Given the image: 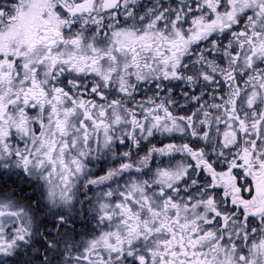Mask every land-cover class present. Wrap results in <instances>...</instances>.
<instances>
[{"label": "rangeland", "instance_id": "1", "mask_svg": "<svg viewBox=\"0 0 264 264\" xmlns=\"http://www.w3.org/2000/svg\"><path fill=\"white\" fill-rule=\"evenodd\" d=\"M131 1L144 15L124 13ZM178 1L158 36L145 0L58 19L50 51L29 45L54 21L40 17L48 0L1 4L0 264H264V0ZM150 41L164 52L142 58ZM131 45L144 46L136 61ZM134 89L151 103L125 113ZM76 110L95 112L91 128Z\"/></svg>", "mask_w": 264, "mask_h": 264}, {"label": "flooded vegetation", "instance_id": "2", "mask_svg": "<svg viewBox=\"0 0 264 264\" xmlns=\"http://www.w3.org/2000/svg\"><path fill=\"white\" fill-rule=\"evenodd\" d=\"M7 0H0V6L2 3H4ZM18 2H20V4H18V8L20 11H23L24 8V4L22 2V0H17ZM244 1V0H243ZM123 0H48V4L46 5V8H43V3L40 4V9H41V13H40V17H47L51 20H54L56 18L58 19H64L65 21H67L69 18H86V17H90L93 15H97L100 18H108V17H113L114 14L119 10V6L122 4ZM148 3V5L146 7H149V9H153L155 11L159 12V16L155 17V20L152 24H149L148 26L152 29L151 33H156V36H158V33H160L159 31V24L163 23L164 21H166L169 18L170 12L172 11V4L174 3L176 8L177 13H179V1L178 0H145V3ZM206 2L210 5V0H206ZM140 3V1H131L130 3L126 2L124 4L125 6V14H132L133 12L136 14H140L144 15L143 12H141V10L136 9V5H138ZM171 5V7H170ZM170 7V9H169ZM169 9V10H167ZM165 11V12H164ZM9 9H6L3 11V14H8ZM3 14L0 15L3 16ZM166 16H165V15ZM168 14V15H167ZM170 17H174L175 16H170ZM33 18H36L35 13L33 14ZM42 26L41 27H36L35 26V35H34V39H33V44H39V43H43L45 44L48 48H53L55 47L58 43L62 44V39L61 38H57L56 39V34H57V30H55L54 27L51 26V22L47 21L46 19H42ZM107 22V21H106ZM174 23V22H173ZM178 24V21L177 23ZM76 26V25H75ZM147 27V28H149ZM179 39V38H177ZM33 44L30 42L29 45L33 46ZM149 44L150 45L148 48H144V51H142V58L146 57L148 54H153L156 53L157 55H159V53H163L164 49L163 48H158V42L155 43L154 41H150ZM165 45H168L170 49H175V48H179V43H175V44H171V43H166ZM144 46L143 45H131V46H127L125 48V50L129 51L130 56H132L133 60L136 61L137 59V54L138 51L141 50ZM75 52H77V43H75V47H74ZM153 50H155L156 52H154ZM159 50V51H158ZM121 51H118V53H120ZM171 54V56H174L172 51H169ZM172 60H174V58H172ZM232 76H229V78H231ZM227 84H229V82H227ZM235 86H237V94L235 95V97H233V101L235 104V100L238 97L239 94V84L235 83ZM92 93L94 94V96L100 101L102 100V98L105 96V101L107 102V96L105 95L104 92H101L100 90L97 91H92ZM132 96H131V100H130V105L128 107V105H126V112H127V108L129 109V111L131 113L136 112L138 107L141 106H147L151 103V101H148L147 99V95L142 98V95L137 91V90H132ZM98 94V95H96ZM165 94L167 95V99L164 102L168 103L169 101V90H165ZM179 95L178 92L175 93V97L177 98ZM159 96V95H157ZM156 96V98H157ZM161 98V96H159ZM178 100L175 102L176 107L175 109H179V105H178ZM70 107L69 109L71 110H75V106H73L72 104H69ZM183 108H185L184 106H182ZM136 110V111H135ZM180 112L183 111V109H179ZM76 113H78V115L80 116V121H79V125L82 126V128L84 129H88L92 127V123L95 122V120L97 119V116L95 114V112L93 111L91 114L88 115L89 119H83V115L80 112V110H76ZM34 116V114H33ZM237 114L234 116L237 120L238 123H241V127H243V124L245 125V127H249V116L248 114H244V115H240L239 118L236 117ZM68 117V115H67ZM134 118H130V121L133 123ZM260 118H258V122H260ZM38 119L36 118H32L30 120V127H32V132L34 134H38L40 133V128L42 127V123L41 122H37ZM99 122V121H98ZM65 124V123H64ZM53 127H57L61 130L64 129L63 123L62 122H53L51 124ZM65 135H66V124H65ZM13 146V150H17V145L16 143L12 144ZM32 145L26 143L25 144V148L24 150L29 151V153H27L26 156L23 157V160L29 159L30 160H34L36 158V156L33 154V149H32ZM6 149V148H5ZM4 149V150H5ZM17 154H19V152H17ZM251 160V158H245L243 160L244 166H245V170L244 172L246 174L248 173H252V177H254V169L251 167L252 164L249 163V161ZM27 176V174L25 175ZM6 177V176H3ZM29 179V177H27ZM33 184H27V188H30L32 186V191L33 192H37V186L34 184L35 179H32ZM252 182H247V180H244V187H251ZM255 185H258V188H256L255 190V195H256V199L258 200V204H261L262 199H264V171H263V175L261 177L258 178V181L256 182ZM242 188V192L248 193L245 191V188ZM26 188V182L23 181V179L21 180H17L15 182V184H12L11 189L9 191H6V193L11 194L13 192V194L17 195L18 198V194L21 190ZM247 188V189H248ZM261 195V197H260Z\"/></svg>", "mask_w": 264, "mask_h": 264}, {"label": "bare ground", "instance_id": "3", "mask_svg": "<svg viewBox=\"0 0 264 264\" xmlns=\"http://www.w3.org/2000/svg\"><path fill=\"white\" fill-rule=\"evenodd\" d=\"M85 233V232H84Z\"/></svg>", "mask_w": 264, "mask_h": 264}, {"label": "water", "instance_id": "4", "mask_svg": "<svg viewBox=\"0 0 264 264\" xmlns=\"http://www.w3.org/2000/svg\"><path fill=\"white\" fill-rule=\"evenodd\" d=\"M35 250V249H34Z\"/></svg>", "mask_w": 264, "mask_h": 264}]
</instances>
